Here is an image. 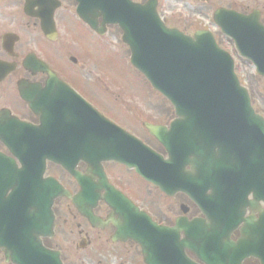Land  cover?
I'll use <instances>...</instances> for the list:
<instances>
[{"label": "flooded vegetation", "instance_id": "1", "mask_svg": "<svg viewBox=\"0 0 264 264\" xmlns=\"http://www.w3.org/2000/svg\"><path fill=\"white\" fill-rule=\"evenodd\" d=\"M132 1L141 5L155 1L159 15L169 28L179 29L191 36L198 31H212L217 39L224 37L221 35V30L216 26L214 21V17L219 11H225L247 18L250 17L253 19V22H258L264 28V0ZM58 3H60L61 7L55 12L56 35L55 31L51 30L45 33L42 30L41 18L47 17L54 8V5ZM76 12L77 3L75 0H0V125L3 126L1 136L7 135L8 126H13L19 122L32 126L42 125L41 115L35 114V98L38 99L41 95L45 96L47 86L55 83L49 81L45 73L35 70V58H37L44 62L50 70L58 74L61 84L70 87L98 113L123 130L136 136L155 152L164 155V149L150 136L145 129V124L150 123L153 125L168 126L172 120L171 113L169 112L168 116L164 117L166 120L161 122L141 120L142 122L139 125L135 122V118H133V115L137 114L135 113V109L133 110L131 107L132 105L134 106V102L128 100L126 103L119 105L108 99L111 96H105V92L108 93V88L106 90L104 89L105 85L103 84V80L91 78L92 72L98 67V59H93V57L95 55L101 56L103 46L98 41L99 36L92 32L86 25H83L78 19ZM173 19L176 20L177 24L171 23L170 20ZM68 21L81 23L87 32L84 34V38L80 40L77 38L71 39L69 31H63V27ZM101 22L99 20V23ZM109 29L110 27L107 29V35ZM63 35H66L69 41L59 46L61 41L64 40ZM92 37H95L96 40ZM88 38H90V41L87 40ZM93 40L95 42H92ZM224 40L232 48L230 50L228 46L225 49L234 53L236 48L233 41L227 37H224ZM50 52L57 60L52 57L50 59L48 58ZM61 66H64L69 73ZM88 68L93 70L88 71ZM78 73L83 79L79 78ZM70 74L78 77V81H74L70 77ZM88 76L90 78H87ZM21 92L33 96L34 110L31 109L27 102L23 101ZM51 93V100L56 102L52 105H47V102L44 101L38 104V111L49 107L56 110L53 113L55 118L50 124L55 130L62 131L66 125L62 120L61 112L67 108L71 109L73 106L69 107L63 102H58V96L61 94L65 95L63 89H54ZM64 95L59 96L61 100L66 98ZM114 101L117 102L116 99ZM118 107L122 108L124 113L119 112ZM57 114L61 118L55 116ZM21 140L23 139L20 138ZM60 140H63V137H60ZM17 145L20 151L28 152L33 150L34 142L32 144L20 142ZM82 148H86V146ZM0 155L10 160L7 164L15 166L16 177L19 181L28 180L31 183L19 187V194L25 199L22 202L23 215L30 219L34 211L37 210V205H39L35 203L34 208V203L30 199L31 195L34 194V190L36 189L37 195L39 196V190L41 188L43 193H46V191L49 193L51 191L50 183L45 186H40L39 183L35 184V160L25 159V155L22 152L20 154L21 159H16L1 139ZM25 164L31 166V169L24 170ZM88 169L89 165L86 162L81 161L77 165V171L82 175L87 176ZM103 169L112 188L124 195L158 226L174 228L176 227L177 221L181 218L186 217L189 221H192L200 217V212L197 207L182 193L168 197L161 193L159 189L144 182L133 170L118 163H104ZM13 174L14 171L9 168L6 176L2 178H12L11 176ZM43 179H54L58 181L64 190L73 197L80 194L82 189L74 178L64 172L60 167L51 163L47 164ZM90 183L94 184L96 186L95 188H99L97 194L100 200L93 208V213L102 223L97 227L92 226L75 208L71 200L58 198L54 201L51 208L54 217V235L52 238L42 239L43 245L48 249L59 251L65 263L74 261L70 249H67L71 241V235L74 234L73 236L78 237L75 243L76 249L86 252V255L82 259V264H144L142 250L136 243L132 241H113L117 230L114 225H107L105 223L108 222L109 218H112L116 222L119 220V217L114 215V211L103 200L107 195V191L103 187V182L100 184L99 180L94 178L93 182ZM0 188L3 189V186ZM146 189H149L147 192L150 193L149 196L152 199L155 198L158 200L157 204L146 195ZM12 193L13 189L8 188L4 193V198L7 199ZM136 196L143 201H153L154 203L146 202L147 206L142 207L136 200ZM250 200H252V196ZM47 204L49 205V203ZM84 207L86 210L88 204H85ZM45 215V224L47 225L49 222L48 211H46ZM249 216L253 217L250 211L247 212V217ZM258 216L255 215L256 218ZM243 228L244 225H241L231 235L230 240L233 243L237 244L242 239ZM179 238L182 241L184 235L180 233ZM174 244L177 246L178 241L176 240ZM239 249L238 251L229 247L224 264H261L259 260L253 257L245 258L244 256L245 259L242 258L243 255L248 253V249L246 247L244 250L242 248ZM166 252L171 253L172 250L166 249ZM212 254L215 256L214 250ZM187 255L195 260V256L192 253L187 252Z\"/></svg>", "mask_w": 264, "mask_h": 264}, {"label": "water", "instance_id": "2", "mask_svg": "<svg viewBox=\"0 0 264 264\" xmlns=\"http://www.w3.org/2000/svg\"><path fill=\"white\" fill-rule=\"evenodd\" d=\"M103 8L104 16L109 23L119 24L126 32L127 36L124 41L132 49V64L146 76L157 91L171 101L182 119L192 123L189 131L195 132L194 136L205 139L200 144L201 148L206 146L204 149H208L207 144L205 145L206 142L214 146L211 147L210 156L207 159L219 157L212 164L213 175L206 176L205 169L202 171L201 168L199 179L198 177L193 179L192 174L186 172L183 163L177 159L176 135L177 129L180 127L178 122L173 125V132L169 134L171 136L167 133L164 134L165 132L159 128L149 126L150 133L165 146H168L167 149L169 148L172 152L168 165H162L159 157L145 153L135 140L126 137L112 127H109L112 129L111 135H115L116 138L120 137V140H112L108 142L109 145L106 144L92 153L98 155L99 160H118L134 167L144 178L162 188L165 184L163 173L165 174L166 170L175 179L183 175V180L180 182L167 180V184L176 185L179 182L178 185L182 190L193 196L205 212H207V208H204L209 203V197L206 196L208 190H214V197L216 196L217 201L221 202L223 201L221 194L242 190L240 185H247L249 188L246 190H251L250 179L258 177L259 173L264 172V121L256 116L251 109L246 92L240 88L234 76L233 63L229 56L220 51L207 34H198L193 40L184 37L177 31L167 30L159 24L153 9H142L132 5L129 0H110L109 4L103 5ZM81 10L82 7L79 9L80 13ZM81 17L85 22L96 27V23L84 13L81 14ZM129 23L136 25L134 35L129 29ZM53 25L51 18L49 27L53 29ZM41 70L47 72L49 79L57 80L45 65L41 67ZM23 128L27 129L26 132L30 134L45 138L41 142L35 141V164L37 161L40 163L35 166V169L39 166L43 168L44 160L51 159L62 164L75 175L79 182H82L80 176L73 171V166L67 163L62 153L61 157H57L58 150L46 148L49 145L48 137L50 135L47 130L35 129L34 131L25 125ZM129 143L130 145L135 144L133 146L135 148L130 149L132 157L128 159L120 154L124 152L122 145L125 149L124 147ZM214 149L218 150V155L213 156ZM13 152L15 153V151ZM74 153L80 154V152ZM143 154L147 155L143 156ZM197 162L200 164V160ZM2 167L3 170L0 173V187L3 186V189L0 188V249L5 254L6 262L13 264H62L59 255L46 250L39 239L44 236L45 232L43 227L40 228L41 225H35V221H39V224L43 221L46 216L44 209L35 210L37 212L33 213L30 220L26 218L22 212V202L25 199L19 194V187L26 183L19 181L16 175L11 176L12 178H2L6 175L7 170L6 164H3ZM95 169L98 170L97 167ZM91 170L93 169L91 168ZM221 172H223L224 178L215 187L212 180L215 177H220ZM207 178L210 180L206 181ZM236 179L240 183L236 184L234 181ZM8 188L13 189V193L5 199L4 193ZM39 193L40 200L36 203L39 204V201L42 205L44 203L43 207H46L47 202L51 205L57 197L68 194L61 191L58 185L55 187L54 194L44 195L40 190ZM36 198L37 190L35 189L34 194L30 197L34 205ZM118 201L120 200L116 199V202ZM74 203L84 213L81 209L80 198L74 199ZM117 205L120 208L119 204ZM222 215L223 212L218 215L221 224L225 222ZM87 216L93 222L94 218L89 214ZM98 224V222H93L95 226ZM114 224L118 228V237H120L122 223L114 222ZM126 226H128L129 238L142 246L145 255L148 248L152 247L153 243H150L152 240H166L165 235L170 234L163 229L153 231L152 228L149 229L145 225L138 224L136 228L131 221H127ZM184 226L183 230L189 234V240L184 242V247L193 251H196L195 247L203 249L208 247L210 240L206 229L208 223L201 221ZM197 235H199L198 238H196ZM146 262L149 264L150 261L146 260ZM151 263L153 262L151 261ZM179 264L192 263L183 257V261Z\"/></svg>", "mask_w": 264, "mask_h": 264}, {"label": "rangeland", "instance_id": "3", "mask_svg": "<svg viewBox=\"0 0 264 264\" xmlns=\"http://www.w3.org/2000/svg\"><path fill=\"white\" fill-rule=\"evenodd\" d=\"M170 21L173 24H177L175 19ZM63 31H69V34L71 35L70 38H77L78 40L84 38V34L87 33L83 26L77 21H68V23L64 25ZM121 36L122 34L117 28H111L109 30L107 37H104L103 42H101L102 45H104L101 56L95 55L93 57V59H98L100 62L98 61V67L92 72L91 78H101L106 83V86L110 87V94L107 95V93H105V96H111L108 98L110 101L119 105L126 103L128 100L134 102V106L132 105L131 107L133 110L135 109V113H137L136 115H133L137 124L140 125V122H142L141 120H151L155 122L166 120L164 117L168 116L169 112H171L167 103L151 88L142 75L133 69L130 64L129 49L123 44ZM62 37L64 40L61 41L59 46H62L65 42L69 41L66 35H63ZM92 38L95 39V37ZM87 40L90 41V38ZM219 40L224 47L229 46L224 39L219 38ZM92 42L95 41L93 40ZM229 47L231 50V46ZM51 57L57 60V58L53 54L51 55L50 52L48 58L50 59ZM236 63L237 73L243 84L249 88L255 109L258 113L264 116V81L254 76L253 67L248 63L241 62L237 59ZM61 67L64 68V66ZM87 70L92 71L93 69L88 68ZM83 74H85V72H83ZM78 75L80 79H83L79 73ZM70 77L73 78L74 81H78L79 79L73 74ZM87 78L90 77L88 76ZM115 99L117 102L114 101ZM118 111L124 113L123 109L120 107H118ZM147 190L149 189H146V195L150 197V193H148ZM137 197L138 196H136V200L142 207H145L146 202L151 203L154 201L156 204L158 202V200L155 198L152 199L151 197L150 198L153 201H143ZM141 198L143 197L141 196ZM73 235H71V241L67 246V249H70L74 261H68L67 264H82V259L86 255V252L78 251L76 249L75 243L78 240V237ZM0 264H7L1 252Z\"/></svg>", "mask_w": 264, "mask_h": 264}]
</instances>
